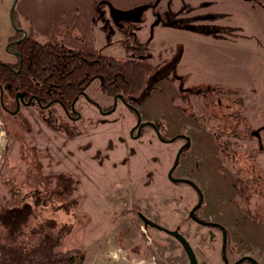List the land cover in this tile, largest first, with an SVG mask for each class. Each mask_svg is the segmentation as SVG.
<instances>
[{"label":"rangeland","instance_id":"1","mask_svg":"<svg viewBox=\"0 0 264 264\" xmlns=\"http://www.w3.org/2000/svg\"><path fill=\"white\" fill-rule=\"evenodd\" d=\"M4 1L0 3V60L4 62L17 60L7 50L8 39L14 33L12 8L19 25L32 30L41 42H61L58 34L44 33L64 28L62 20L50 17L60 12L66 18L75 10L70 8L71 0H50L40 2L39 7L28 5L25 9L31 14L24 15L16 8L17 0ZM101 1L97 3L101 6L98 10L106 12L108 2L116 22L130 24L127 29L131 30L121 33L109 26L108 37L102 26L104 19L96 12L90 28L93 47L80 50L121 59H144L156 66L178 57L174 83H157L159 93L152 92L148 101L134 105L136 112L139 110L138 117L121 99L102 92L99 80L93 79L85 95L74 104L76 119L68 117L60 106H52L53 117L72 128L71 135L48 126L43 119L48 112H41L36 105L20 106L17 115L0 109V201L17 202L16 194L39 182L48 190L63 181L70 182L71 205L75 199L77 206H71L69 214L58 211L54 216L58 225L72 226L62 247H80L84 252L82 264H189L181 244L163 230L146 226L141 215L166 229L178 230L190 243L198 264H224L221 230L192 220L189 212L199 196L188 184L171 181L167 176L170 171L171 177H192L197 181L203 201L195 215L226 229L225 255L229 264L248 255L264 264V224L248 220L235 200L234 176L218 158L213 127H200L179 107L183 106L181 96L193 86H227L234 91L228 95L222 91L219 97L241 98L247 123L252 129L261 128L264 0H156L154 8L148 7L152 0H141L131 9ZM142 6L147 7L139 22H134ZM153 10L163 19L171 16L172 25L182 22L186 27L160 23L151 30ZM32 17L38 19V28ZM201 24L217 26L218 34L199 33ZM193 94L187 93L192 111L200 115L202 98ZM87 98L101 107L116 106L104 113ZM153 103L159 110L150 107ZM146 121L162 122L165 136L179 138L164 142L147 126L137 134L138 124ZM259 133L264 144V130ZM187 138L189 151L178 157L175 165L178 149ZM245 142L257 146L258 140L252 137ZM255 156L259 171H264V153Z\"/></svg>","mask_w":264,"mask_h":264},{"label":"trees","instance_id":"2","mask_svg":"<svg viewBox=\"0 0 264 264\" xmlns=\"http://www.w3.org/2000/svg\"><path fill=\"white\" fill-rule=\"evenodd\" d=\"M14 12L12 8L14 33L8 39L7 50L14 53L17 60H0V109L3 111L13 109L16 95L21 93L24 99L35 100L41 112H48L47 116H43L48 126L71 135L72 128L60 124L53 117L52 106H60L68 117L75 116L76 119L78 112L72 111L71 106L80 96L85 95V88L93 79L99 80L102 92L115 100L121 99L135 113L132 105L141 103L157 89L158 81L174 83L178 57L164 61L162 66H156L148 60L96 54L69 47L63 42H41L35 38L32 30L19 25ZM168 26L186 27L182 22ZM207 28L209 26H203L198 31L213 35V31ZM191 89V93L201 95L200 110L203 113L195 115L192 111L193 105L187 95L191 93L186 92V88V93L181 96L183 106L179 107L187 116L195 118L201 127H213V144L218 158L234 176L232 185L235 200L248 220L264 224V171H259L255 156L256 153H264L259 133L264 130V124L259 129H252L242 114L245 106L241 98L219 97L222 91L225 95L231 94L234 90L230 87H214L209 83ZM87 99L98 105L90 98ZM113 108V104L100 106L104 113L111 112ZM141 125H152L162 141H175L179 138L165 136L161 132L162 122H144ZM252 137L257 138V146L245 142ZM188 149L189 144H184L178 156L184 155ZM173 181L185 182L200 192L190 179ZM69 183L63 181L58 187L48 190L39 182L37 186L16 194L19 196L17 202L0 201V264H82L84 252L80 247H62L64 239L72 232V226L66 223L58 225L54 216L58 211L69 214L72 207L77 206L75 199L71 205ZM193 215L197 221L209 222L195 213ZM207 225L218 227L222 232V228L215 224ZM245 261L249 262L243 258L239 264Z\"/></svg>","mask_w":264,"mask_h":264},{"label":"crops","instance_id":"3","mask_svg":"<svg viewBox=\"0 0 264 264\" xmlns=\"http://www.w3.org/2000/svg\"><path fill=\"white\" fill-rule=\"evenodd\" d=\"M2 1L4 0H0V3ZM8 1L9 0H5L4 2H8ZM42 1H50V0H17L16 8L20 13L24 15L25 14L29 15L31 14V12L27 11L25 8L28 5L39 7V3ZM98 1H101V0H71V1H68L70 4H72L70 6L71 10L75 9L74 12H71L72 15H67V17L64 18L60 16V12L59 13L53 12V16L50 17L54 21L62 20L64 24V28L59 29L57 27V28H53V30H49V32L44 31V33H46L49 36L54 35V33L58 34V38L61 40V42H63L64 44L68 46L74 47V48L87 50L89 46L93 47V41H94L93 30H91L90 32V28H92V20L97 12L96 4L98 3ZM109 1L114 2L115 4H118V6H120L121 8L126 7V8L131 9L133 6L136 5L135 3H138L141 0H109ZM1 10H2V6H0V12ZM32 19L36 27L38 28L37 26L38 19L36 17L35 18L32 17ZM67 21H69V23L67 26H65V23ZM160 82L164 83V81H159L157 83L160 84ZM157 83H156L157 89H155L153 92L159 93L160 88ZM146 101L148 100L146 99ZM150 107H156L159 110V107L157 104L154 105L153 103V106H150ZM196 125L198 126V124ZM220 252L222 255V248H220Z\"/></svg>","mask_w":264,"mask_h":264},{"label":"flooded vegetation","instance_id":"4","mask_svg":"<svg viewBox=\"0 0 264 264\" xmlns=\"http://www.w3.org/2000/svg\"><path fill=\"white\" fill-rule=\"evenodd\" d=\"M148 1H150V0H148ZM153 2L150 4V5H148V7H152V8H154L155 6H156V0H152ZM158 1V0H157ZM101 2H105L106 3V0H102ZM100 4V3H99ZM107 4V6H108V8H107V11L106 12H104V11H101L100 9L98 10V8H100L101 6L100 5H98L97 4V6H96V8H97V15L99 16V17H101V18H103L104 19V22H103V24H102V26L103 27H105L104 29L107 31V35H108V37L110 36L109 35V26H111V27H114L116 30H118L119 32H121L122 33V31H130L131 30V28H129V30L127 29V27L128 26H130V24H128V25H122L121 23H117L116 22V18L113 16V15H111L110 14V10H109V5H108V2L106 3ZM137 7V6H136ZM147 6H142L141 8H138V9H140V11H141V13H140V15H138L139 16V18H136L135 19V21L134 22H139V20H140V17H141V15H143V12L145 11L144 9L146 8ZM116 12H120L119 10H115ZM121 13V12H120ZM164 13H165V11H164ZM152 14H154L155 16H153V18H154V20L151 22V25L149 26V28L152 30L153 29V25H156V24H160V23H163V26H168V25H172V21H174V19L170 16H165V18L163 19L162 18V16L160 15V13H156V12H154V10L152 11ZM138 16H136V17H138ZM166 17L167 18H170V19H172V20H167L166 19ZM212 17H214V16H212ZM161 20V21H160ZM163 20V21H162ZM134 24V23H133ZM203 26H209V28H207L209 31H213V35L212 36H215L216 34H218V27L217 26H215V25H207V24H201L200 26H198V29H201ZM170 27V26H169ZM192 28V27H191ZM226 30V29H225ZM230 33H232V30L230 31ZM151 34H152V32H151ZM151 34H150V36H151ZM208 35V34H207ZM210 35V34H209ZM162 81H164V80H162ZM159 82V81H158ZM164 82H169V83H172V82H170V81H164ZM147 98V97H146ZM145 98V99H146ZM144 99V100H145ZM29 100V99H28ZM28 100H26V99H24L23 97H22V100L19 98L18 100L15 98V106H14V108L12 109V108H8L7 110H5V112H7L8 114H14V113H17L18 111H19V108H20V106H29V105H31V104H33V105H35V100H33V99H31V101L29 102V104H26V102L28 101ZM143 100V101H144ZM142 101V102H143ZM141 102V103H142ZM124 103V102H123ZM75 104V103H74ZM93 104V103H92ZM125 104V103H124ZM140 104V103H139ZM138 104V105H139ZM17 105H19V108H18V111L17 112H15V110H16V108H17ZM126 105V104H125ZM135 105V104H134ZM134 105H132L133 107H134ZM96 106V105H95ZM115 106L116 105H114V108H115ZM127 106V105H126ZM43 107V106H42ZM99 110H101L100 109V105L98 106H96ZM114 108H113V110H114ZM127 108L129 109V110H131L128 106H127ZM72 109V108H71ZM180 109V108H179ZM39 110V109H38ZM74 110H75V108H74ZM112 110V111H113ZM134 110H137L135 107H134ZM139 111V110H138ZM137 111V115H138V117H139V112ZM70 118H75V117H70ZM146 122H149V123H153L152 121H146ZM142 123H144V122H142ZM142 123H139L138 124V129H137V134L139 133V135H140V133L142 132L141 130L144 128V127H150V128H152L153 129V131L155 132V134L157 135V132L155 131V129H154V127H152V125H145V126H142L141 124ZM164 126V125H163ZM201 127V126H200ZM162 128V127H161ZM158 136V135H157ZM159 138V137H158ZM160 139V138H159ZM161 140V139H160ZM177 140V139H176ZM187 140H188V138H187ZM164 142H167V141H164ZM173 142V141H172ZM186 143L187 144H189V148H190V140H189V142H187L186 141ZM185 143V144H186ZM184 145V144H183ZM183 145H181L180 146V148L183 146ZM179 148V149H180ZM179 149H178V151H179ZM188 151H189V149H188ZM187 151V152H188ZM178 153V152H177ZM179 157V156H178ZM181 157V156H180ZM168 176V175H167ZM171 181H173L174 179H190L194 184H195V186H197L198 187V189H199V191H200V188H199V186L197 185L198 183H197V181L196 180H194V179H192V177H185V178H180V177H168ZM174 182V181H173ZM183 183H185V182H183ZM187 184V183H186ZM189 185V184H188ZM191 188H193L195 191H196V189L194 188V187H192V185H189ZM196 193H197V195L200 197V194H201V191L200 192H197L196 191ZM203 201V200H202ZM202 204V203H201ZM201 206V205H200ZM199 206V207H200ZM198 209V208H197ZM196 209V210H197ZM195 210V211H196ZM195 211H194V213H195ZM193 219V218H192ZM193 220H195V219H193ZM196 221V220H195ZM210 222V221H209Z\"/></svg>","mask_w":264,"mask_h":264},{"label":"water","instance_id":"5","mask_svg":"<svg viewBox=\"0 0 264 264\" xmlns=\"http://www.w3.org/2000/svg\"><path fill=\"white\" fill-rule=\"evenodd\" d=\"M19 98L22 100V94L21 93H18L16 95V99L18 100ZM0 101H1V96H0ZM29 102H30V99L26 102V104H29ZM18 108H19V105H17V108H16L15 112L18 111ZM71 108H72V111H73L74 110V104H72ZM187 142H189V139L187 140ZM177 163H178V154L176 156L175 165ZM168 177L171 178L170 171L168 173ZM202 200H203V198H202V195L200 194V197H199V200H198L197 204L189 212V216H191L192 218H194L196 221H197V219L194 217L193 213L201 205ZM141 219H142V221L144 222V224L146 226L149 225V226H152V227H156V228H158L160 230H163L164 232L168 233L172 237H174L181 244V246L183 247V249H184V251H185V253H186L187 257H188L189 264H198V261L196 259V256L194 254V251H193L190 243L186 240V238L178 230H169V229H166V228H164V227H162V226L154 223L150 219L146 218L144 215H141ZM197 222L200 223V224H205V225L211 223V224H215V225L219 226L220 228H222V232H223L222 233V236H223V243H222L223 262H224V264H229L228 263V260L226 258V255H225L226 229L222 225H220L218 223H214V222H203V221H199V220ZM243 258H245L246 260H248L252 264H258L256 262V260L253 257L249 256V255L248 256H244V257L238 259L233 264H239L242 261Z\"/></svg>","mask_w":264,"mask_h":264}]
</instances>
